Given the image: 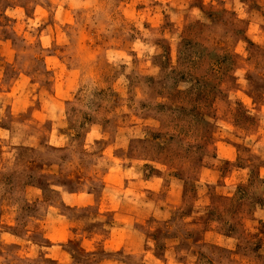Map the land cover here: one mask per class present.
Listing matches in <instances>:
<instances>
[{"label": "clouds", "instance_id": "1", "mask_svg": "<svg viewBox=\"0 0 264 264\" xmlns=\"http://www.w3.org/2000/svg\"><path fill=\"white\" fill-rule=\"evenodd\" d=\"M3 3L4 0H0V8ZM33 3L36 4V12L35 19L27 20L29 32L35 34L50 18L57 29L69 25L66 31L74 37L85 30L94 35L99 33L103 47L93 58V63L79 69V85L72 89L69 98H61L57 104L44 87L46 81L52 80L49 65L53 58L46 52L51 48L52 26L40 33L38 42L35 35L28 36L27 33L24 34L25 39L16 41L15 63L7 68L0 66V195L5 186L21 195L18 189L40 174L39 167H31L33 164L42 167L51 163L67 169L77 164L89 166L90 161H95V168L106 160L111 162L107 172L115 175L119 170L122 185L127 182L133 189L122 188L123 203L117 210L142 217L155 215L161 223L168 221L173 224L182 239L186 234L185 222L180 221L182 213L177 212L169 220L174 210L172 195L178 196L201 166L222 164L219 157L212 159L204 151V134L230 130L233 123L240 128L259 125L264 131V48L253 39L257 35L264 39V0H33ZM138 3L148 6L144 9L145 15L154 16L156 23L151 28L144 26L143 16L137 14L139 18L133 20L128 15ZM5 15L19 18L22 22L27 19L20 8L15 11L8 9ZM181 22L186 32L194 33L196 39H187L176 28L175 25ZM59 37L62 43L68 42L64 32H60ZM13 39L12 36L7 40L0 37V45L11 44ZM160 41L180 45L182 53L192 62L217 58L215 63L221 65L218 79L227 78L231 82L230 90L227 94L217 91L206 103L211 106L218 96L224 107L219 112L211 107L204 113L190 109L187 114L173 112L169 119L180 122L178 131L162 132L156 125L148 127L143 124L116 131L111 121L104 119V111L112 109L114 97L102 90L90 70L103 66L111 70L113 79L126 91L130 87L135 88L137 62L151 67L152 61L162 56ZM114 50L124 52L119 61L110 55ZM223 51L231 53L226 63ZM165 84L169 89L174 86L177 92L191 90L202 98L208 95L204 91L203 79L188 76L181 80L174 72ZM9 88L11 92H8ZM238 93H247L248 97L255 98V102L250 100L249 106H241ZM144 98L142 94L135 95L133 111L139 110V102ZM124 99L127 101V97ZM29 106L43 113L39 122L32 118ZM121 111H130L127 104L121 106ZM46 121H52L50 130L43 127ZM160 123L168 127L167 121L161 120ZM249 139L252 137L241 133L239 142L250 147ZM231 166L239 176L237 183L243 185L240 192L235 186L230 187L233 197L238 202H247L252 209L251 215L257 221H264V209L261 207V202H264V153L246 154L241 163L233 160ZM203 184L202 179L197 181V187L207 192ZM89 187L91 185L86 184L78 197L71 191L72 185L61 183L55 177L46 180L44 191L47 198L55 203L62 201L68 206L64 215L49 208V222L64 223L71 217L86 213L87 204L92 199ZM97 190L101 194L105 191L102 185H98ZM165 193L169 194L167 199L164 198ZM202 203L198 202L196 207ZM20 204L32 207L31 199L27 204L21 200ZM162 204L164 212L159 211ZM15 207L19 204L14 206V211ZM43 211L36 205L24 215L34 218ZM203 214V211L193 212L192 217ZM104 227L110 233L117 231L108 225ZM164 228L166 232L167 224ZM136 231L139 245L144 247L155 248L162 238L161 235L149 238L147 225H137ZM9 239L14 240L15 237L0 233V240ZM192 239L197 238L193 236ZM242 241L243 237L234 235L221 241L220 247L197 243L194 247L198 251L195 253L193 246L185 243L168 252H157V256L163 255L167 264H230L232 251L237 250ZM140 261L139 254L118 252L113 254L109 264H140ZM0 264H4L2 256ZM77 264H101V259L99 255L94 259H81L77 252Z\"/></svg>", "mask_w": 264, "mask_h": 264}, {"label": "rangeland", "instance_id": "2", "mask_svg": "<svg viewBox=\"0 0 264 264\" xmlns=\"http://www.w3.org/2000/svg\"><path fill=\"white\" fill-rule=\"evenodd\" d=\"M146 7L148 6L138 3L128 15L133 20L139 18L137 14L143 16L144 26L151 28L156 21L154 16L145 15ZM17 8L22 9L27 18L23 22L19 18L5 15L6 10L15 11ZM35 12L36 4L33 0H4L3 7L0 8V30H2L0 37L7 40L8 36H12L14 39L11 44L0 45V66L7 68L15 63L17 55L14 52L15 44L17 40L25 39V33L28 36L35 35L38 42L40 33L51 25V48L46 49V52L53 58L49 65L52 80L46 81L44 87L50 92L53 102L59 104L61 98H69L72 89L79 85V69L94 62L93 58L97 57L103 44L99 33L94 35L93 32L85 30L74 37L71 32L66 31L69 25L57 29L50 18L33 34L27 28V20L35 19ZM175 26L187 39L197 38L194 33L186 32L183 22ZM163 27L162 24L161 28ZM167 31L170 32L171 29ZM60 32H64L67 36V43L60 41ZM164 34L162 31V35ZM253 39L258 46L264 48V39L259 35L254 36ZM160 44L163 48L162 56L155 58L151 67L145 66L143 62H137V83L135 88L130 87L127 91L113 79L110 69L98 66L90 70V74L102 86V90L114 97L112 109L104 111V119L111 121L116 131L140 124L148 127L156 125L162 132L178 131L180 122L169 119L173 112L187 114L190 109L193 112L204 113L209 107L219 112L224 107L218 96L211 106L206 103V100L211 99L217 91L227 94V90H230L231 82L227 78L218 79L220 76L218 69L221 65L215 63L216 57L192 62L182 53L180 45L163 41H160ZM220 47L223 49L222 45ZM110 55L119 61L124 56V52L114 50ZM223 56L226 63L231 53L223 51ZM40 59L44 58L40 57ZM174 72L179 74L181 80L188 76L198 80L203 79L206 85L204 91L208 95L202 98L194 95L191 90L177 92L174 86L172 89L167 88L165 81ZM11 91L12 89L9 88L8 92ZM136 94H142L145 98L139 102V110L133 111L132 105L135 103ZM237 99L243 107L249 106L250 100L255 102V98L248 97L247 93H238ZM124 104H127L129 112L121 111V106ZM28 111L33 119L40 121L43 113L39 109L29 106ZM161 120L168 122L167 128L161 125ZM51 124L52 121H46L43 127L50 130ZM241 133L245 137H252L248 142L250 147L239 142ZM53 138L55 139V134ZM262 141H264V131L259 125L255 128H240L233 123L230 130L204 134V151L212 159L219 157L222 164L201 166L191 183H186L178 196L172 195L174 210L169 220L177 212L182 213L180 221L185 222L186 233L182 239L176 233L173 224L168 221L161 223L155 215L142 217L117 210L123 203L120 194L122 188L128 185L127 182L122 185L119 170L115 175L107 172V168L111 166L110 161H102L101 165L95 168L93 167L95 161H90L89 166L77 164L67 169L51 163L42 167L33 164L31 167H39L40 174L35 179H29L18 189L21 195H16L7 186L0 195V233L15 237L14 240H0V256L4 257V264H37V262L77 264L78 252L81 259H94L99 255L101 264H109L114 253L126 252L130 255L139 254L140 264H167L163 255L157 256V252H168L186 243L193 246L192 251L195 253L198 251L194 247L197 243L220 247L221 241L235 235L243 237V241L237 250L232 251L230 264H264V221H257L251 215L252 209L247 202H238L230 191L232 186L237 188V192L243 190V185L237 183L239 176L231 166L232 161L235 160L239 164L246 154L264 153ZM248 158L250 159V156ZM52 177L61 183L72 185L71 191L78 197L86 184L91 185L88 192L92 199L91 203L87 204L86 213L71 217L64 223L49 222V208H54L57 214L64 215L68 207L62 201L55 203L47 198L44 191L45 181ZM201 179L204 181L202 187L207 188V192L197 187V181ZM210 181L214 183H209ZM98 185L104 187L103 194L97 190ZM128 190L133 191L131 187H128ZM168 195L165 193L164 198L167 199ZM29 199L32 201V207L39 205L44 209L38 217H25L24 213L31 212L32 207L26 208L24 204H20V201L23 200L27 204ZM200 201L203 203L197 208L196 205ZM18 204L19 207H15L14 211V206ZM176 205L179 207L176 208ZM261 207L264 209V202H261ZM159 211H165L163 204ZM200 211L204 214L192 217L193 212ZM165 224H167L166 232ZM104 225H108V228H116L117 231L110 233ZM137 225L148 226L149 238L151 235H161L162 238L157 241L155 248L139 245ZM193 236L197 239H192ZM9 257L12 259L9 260Z\"/></svg>", "mask_w": 264, "mask_h": 264}]
</instances>
